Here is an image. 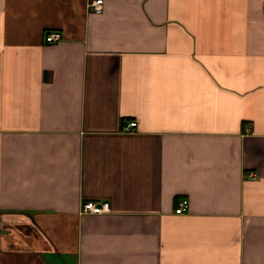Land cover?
<instances>
[{
	"label": "crops",
	"instance_id": "crops-1",
	"mask_svg": "<svg viewBox=\"0 0 264 264\" xmlns=\"http://www.w3.org/2000/svg\"><path fill=\"white\" fill-rule=\"evenodd\" d=\"M88 1L0 0V264H264V0Z\"/></svg>",
	"mask_w": 264,
	"mask_h": 264
},
{
	"label": "built area",
	"instance_id": "built-area-1",
	"mask_svg": "<svg viewBox=\"0 0 264 264\" xmlns=\"http://www.w3.org/2000/svg\"><path fill=\"white\" fill-rule=\"evenodd\" d=\"M102 0H89L88 1V8L92 11L99 12L101 11L102 8ZM46 40L47 41H55L60 38V33L57 31H51L47 33L46 35ZM135 126V121L131 120L128 121L125 125H123L124 130H132ZM249 176H251V173H248ZM187 205V200L186 198H180L177 201V205L174 208V211L176 213H182ZM109 210V204L106 200H85L81 201L80 206H79V211L84 212V213H100L104 211Z\"/></svg>",
	"mask_w": 264,
	"mask_h": 264
}]
</instances>
